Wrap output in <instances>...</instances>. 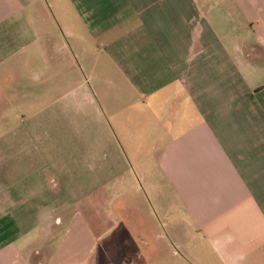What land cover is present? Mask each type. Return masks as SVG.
Instances as JSON below:
<instances>
[{"label":"crops","instance_id":"1","mask_svg":"<svg viewBox=\"0 0 264 264\" xmlns=\"http://www.w3.org/2000/svg\"><path fill=\"white\" fill-rule=\"evenodd\" d=\"M0 264H264V0H0Z\"/></svg>","mask_w":264,"mask_h":264},{"label":"rangeland","instance_id":"2","mask_svg":"<svg viewBox=\"0 0 264 264\" xmlns=\"http://www.w3.org/2000/svg\"><path fill=\"white\" fill-rule=\"evenodd\" d=\"M109 121L112 124L111 119L104 118L103 121L100 122L99 119L91 116L63 118L60 119L61 123L58 127L60 132L56 135L57 141L63 145L61 149L63 158L72 153L71 158L74 160V164H77L75 170L80 185L84 184L85 179L91 176V173L86 172L84 163L85 160L92 159L90 162H93L95 173L91 177L94 178V181L92 180L90 184L94 191L106 189L111 192H116L118 188V183L116 181L118 175L116 155L110 150V163L102 158V153L105 152L101 149L102 145L107 144L109 141L107 128L109 127L110 135L113 137H116V135L119 137L120 134L118 132V127L114 124L113 127H111ZM91 148L94 149L91 150ZM126 154L130 157L129 151H126ZM90 162L86 164L89 165ZM104 173L107 174L103 175ZM108 174H110V176H108ZM106 177L113 180L104 183L105 180L102 178Z\"/></svg>","mask_w":264,"mask_h":264}]
</instances>
